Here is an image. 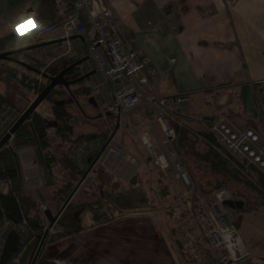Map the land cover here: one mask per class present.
<instances>
[{
	"label": "crops",
	"instance_id": "obj_1",
	"mask_svg": "<svg viewBox=\"0 0 264 264\" xmlns=\"http://www.w3.org/2000/svg\"><path fill=\"white\" fill-rule=\"evenodd\" d=\"M76 1L0 0V52L24 50L16 61L0 60V95L14 104L31 103L37 94L24 85L21 77L38 78L42 73L39 62L64 42L69 51L74 41L86 44L80 37L60 42V34L44 41L19 38L15 33L19 16L29 14L50 21L56 18L60 5L69 8ZM111 4L122 20L126 38L133 39L134 49L148 56L158 69L152 83L161 94H188L191 112L211 117L228 115L240 126L257 128L264 137V0H111ZM170 24L177 25V29L171 31ZM73 50L72 64L89 54ZM80 68L83 75L95 70L86 86L93 88L102 79L91 58ZM24 90L28 93L23 94ZM110 92L108 84L98 95L101 103L107 104ZM136 111L153 120L151 112L143 108ZM129 114L120 115V120ZM128 183L113 181L118 186ZM236 200L244 201L242 210L249 225L244 242L252 253L231 264H264V205L251 207L244 197ZM155 214L148 213L150 217ZM139 216H130L132 223L118 228L92 227L88 219L83 220L85 229L68 246L62 245L61 257L67 259L71 252L72 264H177L168 251L173 244L169 230L164 233L156 222L152 224L154 219L150 229H143L141 220H136ZM148 234L155 236L143 239ZM144 240L150 248L143 246ZM144 247L150 249L149 255L141 252Z\"/></svg>",
	"mask_w": 264,
	"mask_h": 264
},
{
	"label": "built area",
	"instance_id": "obj_2",
	"mask_svg": "<svg viewBox=\"0 0 264 264\" xmlns=\"http://www.w3.org/2000/svg\"><path fill=\"white\" fill-rule=\"evenodd\" d=\"M168 28L175 31L177 25L170 24ZM55 32H60L61 38L67 42H70L71 36L84 37L88 55L95 62L96 70L102 74V79L93 87L91 94L100 95L101 90L111 84L104 115L110 113L118 118L138 108L151 112V118L161 129L165 149L156 150L149 132H144L140 142L154 166L168 176L174 194L187 205L195 222L205 232L211 249L219 253L220 260L229 264L248 258L252 251L235 225L236 218L243 216L244 211L226 205L227 201L234 199L233 193L228 188L212 194L204 193L195 185L173 142L178 126H185L193 133L207 132L231 166L244 178L253 181L255 172L264 173V137L258 129L240 126L228 115L211 117L191 112L188 94H161L157 85L152 83V79L159 74L158 69L148 56L141 55L133 48V39L126 38L122 20L114 11L111 0H77L69 8L60 5L56 18L50 21L22 14L15 25L19 38H32L34 41H44ZM20 60L26 62L25 58ZM22 113L9 109L0 112V140ZM11 139L6 146L11 145ZM114 141V137L78 141L72 144L69 156L82 168L88 157L92 159L100 154L93 168L102 161L115 183H128L136 173L142 171L143 162L129 153L122 143L114 144ZM30 151L28 148L20 149L16 156L22 184L27 191L35 192L43 186L44 176L40 168L44 164L27 160L26 154ZM9 188L10 181L0 183L1 192L6 193ZM47 208L40 205L43 214ZM11 230L27 235L29 225L26 220L19 224L10 220L0 222V258L6 236Z\"/></svg>",
	"mask_w": 264,
	"mask_h": 264
},
{
	"label": "rangeland",
	"instance_id": "obj_3",
	"mask_svg": "<svg viewBox=\"0 0 264 264\" xmlns=\"http://www.w3.org/2000/svg\"><path fill=\"white\" fill-rule=\"evenodd\" d=\"M43 4L44 3H41L40 6ZM59 34L60 32H55L54 35L52 34L48 38ZM73 49L77 51L82 49L87 52L88 45L83 42L74 41ZM73 49L69 51V46L66 42H64V44L59 46L57 49L48 51L46 57L41 62H39L42 72H45L50 76H54L59 73L64 67L74 61L75 51ZM38 78L39 86L49 83V80L44 76L39 75ZM30 80L31 79L26 80V83L29 82L32 84ZM90 88L92 89V87ZM65 90L66 89L64 86L56 87V89H54L53 93L51 94L50 100L46 99L37 108L36 112L44 118L55 120V116L51 112V107L54 102H60L71 114V118L68 120L69 131L67 133L69 138L76 139L82 134L93 132L104 135L102 136L104 139L114 137V144L122 143L124 148L129 153L139 157L143 162L141 171L142 174L138 184L142 186L143 190L147 194V198L149 199L147 206L144 208L139 207L137 209L125 210L123 212L116 211L114 214L111 213L110 209H108V211H106L108 216L105 217L102 215L101 221L96 224H93L91 213H87L85 219L83 220L87 221L88 219L90 223H92V227H102L101 224H104L111 228H118V226L121 224H124V227L128 226V223L131 224L132 222L129 220L130 216L135 214L141 215L136 220H141L143 229H150L149 226H151V222L154 221L152 224H155L156 222L158 227H161L164 233L167 234V229L169 230V239L173 244L172 248H170L168 251L171 256H174L177 264H221L219 253L211 249L205 232L197 225L187 205L179 200L178 196H174L173 193H170L168 196L161 195L163 192V186L165 183H169V178L162 172V174H160L158 170L153 167L151 162L149 163L147 161L148 159L151 160V158L140 142V138L144 132H149L152 135V140L156 150H164L165 147L162 145V135L161 131L157 127L158 125L150 118H144L142 111H133L131 114L123 117V119L120 120V125L118 129L115 130L117 125L116 118H109L105 115H103L102 118L98 117L100 112H102V109L106 108V102L101 103L102 100L99 99V96L96 95V93L73 98ZM90 92L92 93V91ZM27 93V90H24L23 94ZM94 103H96V105ZM29 104L28 102H22L20 105V103L18 104V102H16L13 107L7 106L2 108L1 111L9 109L14 110L17 113H22ZM48 132L52 140L51 149L57 157V164L54 167V182L49 185L46 184L47 178L45 166L41 167L40 171L44 176L45 183L43 182V186L35 192H32V194L36 198L38 205H46L52 209L54 213H57L66 202L62 199L63 196L60 190L67 182H69V172H71L68 168V162L65 155L69 143L63 141L57 127L49 128ZM13 138L11 139V142ZM191 139L196 140V142L192 148H189L188 157L190 161L188 162L189 165L187 166V169L194 182H198V184L206 190H213L215 189L214 187L222 185L223 188H228L236 197H244L247 199L251 207L264 205V182L260 180V177L257 173L252 175L253 181L246 179V182L240 177L236 178L233 170V177L226 175L223 172H214L210 166V163L205 161L204 156L211 153L212 156H217L214 159L216 162H219L226 159L223 155V152L215 144L212 137L207 132H196L193 134ZM24 148L31 150L30 153L28 152L26 154L27 160H34L40 164H45L40 147L38 148V146L33 145ZM98 164L99 165L94 170V174L92 173L93 175L91 174L90 177L88 175L89 178L87 179L85 186L82 187V189L79 188L80 190L76 195H74L75 198L72 199L73 205H79L83 202L96 200V198L99 196L98 187L100 185H103L104 188L109 191H118L129 186L124 185V187L123 185L118 186L113 184V181H111L109 178L110 176L108 172L105 170V164H102V161ZM89 167L90 164L84 161L83 169L86 171ZM38 171L39 170L37 169V172ZM74 182H76L77 186L78 182L76 180H74ZM103 211H105V208L101 212ZM151 211L156 212V214L152 215V217L148 215V213ZM33 215H35L34 212L32 213V216ZM244 216L245 215L237 217L235 220V225L238 228L243 240L245 238V234L247 233V226H249ZM48 226L49 221L45 217L44 234L47 231ZM60 230L62 229L56 222L46 235L48 236V240L55 239V241L53 243H46L44 245L46 236L44 238L43 235L41 242L35 251L34 257L42 244L39 254L42 252L43 255H47V257L55 262V264H72L71 252L69 253L70 250L68 248L66 250V253L70 254L67 259L62 258L60 252L63 244L68 246L69 243L79 234L75 236L59 238V236L56 234ZM102 235L103 234L100 236ZM105 236L111 237V235L108 234ZM151 236L155 235H144L143 239H150ZM101 241V239L98 240L100 244ZM145 242L146 241L144 240L143 246L149 247V244H146ZM93 246L95 247V245ZM141 252L148 255L151 253L150 249L145 247L143 248V251L141 250ZM168 257L170 258V256Z\"/></svg>",
	"mask_w": 264,
	"mask_h": 264
},
{
	"label": "trees",
	"instance_id": "obj_4",
	"mask_svg": "<svg viewBox=\"0 0 264 264\" xmlns=\"http://www.w3.org/2000/svg\"><path fill=\"white\" fill-rule=\"evenodd\" d=\"M12 57L14 59H17L19 57V54H14L12 55ZM66 75H68L71 79H76L83 75V71L80 66H76L75 68L70 69L66 73ZM28 79L29 78H25L23 76L21 77V81L24 83V85L30 89H34L35 94H40L47 85L46 84L39 86V78H31L30 82L32 84H30L29 82L26 83V80ZM86 81L87 79H84L76 84H73L70 87L71 91H68L66 88L65 91H67L73 98L91 94L90 91H92L93 88L91 89L90 87L86 86ZM53 91L54 89L48 95L47 100H50ZM14 105L15 104L9 99L0 95V112L4 107H13ZM25 109L23 110V112L25 111ZM51 112L55 116V120H49L42 117L39 113L34 112L29 121L25 122L18 128L11 142V145H5L0 151V183L3 181H10L9 191L6 193L0 191V222L10 220L16 224H19L22 223L23 220H26L29 225V232L27 235H22L16 230H11L8 233L2 250L0 264H32L35 251L44 235L45 217L41 212L40 205H38V202L33 196L32 192L27 191L21 182L20 174L18 172V160L16 156L17 150L33 145L40 146L42 150V157L45 163L44 166L47 178H45L46 184H52L54 182V167L57 164V157L51 149L52 140L48 130L51 127H57L63 141L69 143L65 155L68 162V168L71 172H69V182H67L60 190L63 196L62 199L66 201L76 187V182H74V180L79 182L86 174L87 170L90 168L89 167L85 171L83 168H81V166H79L74 160L70 158L69 152L72 144L78 141L93 140L104 136L92 132L82 134L76 139H71L69 138L67 133L69 131L68 120L71 118V114L60 102H54L52 104ZM194 133L185 126H178L176 139L173 142V146L186 168L189 165L188 162L190 161L188 157L189 148H192V146L196 142V140L191 139ZM204 157L205 161L210 163V166L214 172H223L226 175L233 177V170L236 178L240 177L247 182L246 178H244V176L236 171L226 159L216 162L214 158H216L217 156H212L211 153L206 154V156ZM95 158L96 157L92 158L89 162L88 157L86 159V162L91 166ZM147 161L149 163L151 162L153 167L156 168L153 164L152 159H148ZM96 167H94L90 171V173L88 174L89 177L92 173L94 174V170ZM156 169L160 174H162L158 168ZM255 173H257L260 177V180L264 182V173ZM108 174L110 176V180L113 181L112 175L109 172ZM141 174L142 172L136 173L127 184L129 186H124L125 188H123L122 190L109 191L106 190L103 185H100L98 187L99 196L98 198H96V200L83 202L79 205H73L71 200V202L62 212L60 218L57 220V224L62 230H60L56 235L61 238L80 234L85 229L82 214L86 211L91 213L93 224H96L101 221L102 215H104L105 217L108 216V214L106 213L108 209H110L111 213L114 214L116 211L123 212L125 210L137 209L139 207L144 208L145 206H147L149 201V199L147 198V194L143 190L142 186L138 184L141 178ZM89 177L87 176L85 178V181L81 185L80 189L85 186L86 181ZM194 183L195 185L199 186L206 194H212L215 191L223 188L222 185H218L214 187L215 189L213 190H206L205 188L201 187L198 182ZM170 193L174 194L171 185L170 183H165L161 195L168 196ZM174 196L177 197V195L175 194ZM233 197L234 199L238 198L234 194ZM74 198L75 196L73 197V199ZM104 208L105 211L101 212ZM33 212L35 213V215L32 216ZM102 225L104 224H101V226ZM54 241L55 239L48 240V236H46L44 245L46 243H53ZM35 264H55V262L47 257V255H43L42 252H40ZM221 264L224 263L221 261Z\"/></svg>",
	"mask_w": 264,
	"mask_h": 264
},
{
	"label": "water",
	"instance_id": "obj_5",
	"mask_svg": "<svg viewBox=\"0 0 264 264\" xmlns=\"http://www.w3.org/2000/svg\"><path fill=\"white\" fill-rule=\"evenodd\" d=\"M75 37H80L84 40L83 36L79 35H75V36H71L70 40H72ZM60 42L63 41H67L65 38L58 40ZM24 50L23 49H18V50H13V51H5V52H0V60H15L13 59L11 56L14 54H18V53H22ZM90 60V56L87 55L84 58H81L79 61L63 68L59 73H57L54 76H50L46 73H44V77H46L49 80V83L45 86V88L43 89V91L38 94L35 99L27 106V108L25 109V111L22 113V115L20 116V118L17 120V122L12 126V128L10 129V131L8 133H6L3 138L0 140V151L2 150V148L9 142V140L12 138V136L15 135L16 131L18 130V128L23 125L25 122L29 121L30 117L32 116V114L34 112H36L37 108L47 99L48 95L51 93V91L53 89H55L58 86H64L68 91H71V86L73 84H76L84 79H87L90 75H92L93 72L84 74L76 79H71L68 75H66V73L72 69L75 68L76 66H80L82 64H84L85 62H88ZM110 115V113H108ZM103 114L100 113L98 115V117H102ZM120 125V116H118L117 118V125L115 130L118 129ZM100 154H98V156L94 159L93 163L91 164L90 168L87 170L86 174L82 177V179L78 182L77 186L75 187V189L73 190V192L71 193V195L68 197V199L66 200V202L64 203V205L61 207V209L59 210V212L54 213L52 211V209H50L49 207L45 210L44 215L45 217L48 219L49 221V226L47 228V231L44 234V238L45 236L48 234V231L55 225V223L57 222V220L59 219L60 215L62 214V212L64 211V209L68 206V204L71 202V200L73 199L74 195L76 194V192L79 190V188L81 187V185L83 184V182L85 181V178L88 176V174L90 173V171L93 169L94 164L96 163V161L98 160ZM88 161H91V158L88 159ZM226 205H228L229 207L233 208V209H243L244 207V201L242 200H229L226 202ZM42 248V244L39 247V250L37 252V254L34 257V260L32 262V264H35L36 259L39 255V251Z\"/></svg>",
	"mask_w": 264,
	"mask_h": 264
},
{
	"label": "flooded vegetation",
	"instance_id": "obj_6",
	"mask_svg": "<svg viewBox=\"0 0 264 264\" xmlns=\"http://www.w3.org/2000/svg\"><path fill=\"white\" fill-rule=\"evenodd\" d=\"M71 64H72V63H70L69 65H71ZM69 65H68V66H69ZM103 111H104V110H102V112H100V113H102V114H103Z\"/></svg>",
	"mask_w": 264,
	"mask_h": 264
}]
</instances>
